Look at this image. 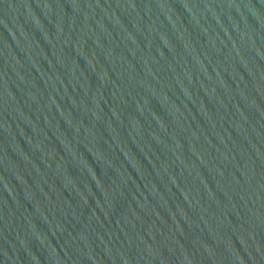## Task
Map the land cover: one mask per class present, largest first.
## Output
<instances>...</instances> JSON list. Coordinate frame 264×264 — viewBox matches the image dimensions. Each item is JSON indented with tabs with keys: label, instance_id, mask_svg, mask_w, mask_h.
Masks as SVG:
<instances>
[{
	"label": "water",
	"instance_id": "95a60500",
	"mask_svg": "<svg viewBox=\"0 0 264 264\" xmlns=\"http://www.w3.org/2000/svg\"><path fill=\"white\" fill-rule=\"evenodd\" d=\"M0 264H264V0H0Z\"/></svg>",
	"mask_w": 264,
	"mask_h": 264
}]
</instances>
